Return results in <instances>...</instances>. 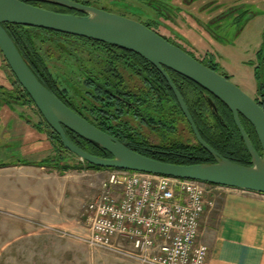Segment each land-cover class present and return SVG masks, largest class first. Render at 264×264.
Segmentation results:
<instances>
[{"label":"water","instance_id":"1","mask_svg":"<svg viewBox=\"0 0 264 264\" xmlns=\"http://www.w3.org/2000/svg\"><path fill=\"white\" fill-rule=\"evenodd\" d=\"M45 1L69 7L84 15L56 12L23 0H0V50L20 84L30 94L51 128L60 136L67 150L81 160L100 167L195 179L264 194V107L251 95L139 21L72 0ZM6 24L37 27L81 36L109 43L144 57L163 74L196 139L215 161L177 164L157 160L131 149L116 136L102 130L69 107L41 82L26 61ZM167 69L192 80L229 107L250 153L252 164L244 165L230 160L203 139L183 95ZM241 116L254 127L262 154L247 133ZM67 129L97 144L112 157H103L85 151L72 141Z\"/></svg>","mask_w":264,"mask_h":264},{"label":"flooded vegetation","instance_id":"2","mask_svg":"<svg viewBox=\"0 0 264 264\" xmlns=\"http://www.w3.org/2000/svg\"><path fill=\"white\" fill-rule=\"evenodd\" d=\"M23 1L56 12L84 15V13L82 12L45 0ZM72 1L116 13L145 24L147 27L154 30L168 41L172 42L173 44L179 46L180 48L191 54L206 66L224 75L227 79L233 81L249 95H251L262 107H264V96L255 97V92H259L264 88L260 81V78L264 79V24L262 23L260 29H258L263 37V40H261L257 47L252 50V52L244 51L245 55H242L243 57L236 59L240 61V64L244 63L246 68H248L247 71H252L253 78L251 81L248 80L246 74L241 73L238 70H233L229 63L224 62L222 57H224V51L227 48L223 45H227V43L218 40V38L222 37L219 34L218 30L225 23L226 17L232 14L233 11V17L231 18V21L234 24L238 23L237 35H240V33L245 29V27H247V24L249 23H246V26L244 27L242 26L243 17L241 13L243 11L252 10L248 8V5L250 4H242V1L238 0L236 4L228 6L226 4L228 2H225V0ZM195 3H197L198 5L196 9H198L199 12L195 11ZM147 11H154L153 15H147ZM257 13H259V10H255V14H253L252 17L257 16ZM250 19L252 20V18ZM180 24L185 28L182 29ZM8 26H10V28L13 30L16 29V25L14 24H8ZM33 28H35V30L41 29L55 36L62 37L67 41L68 45H70V47L66 46L67 48L63 49L70 55L71 61L69 64H67V66L70 68V71L59 68V75L62 77V81L66 82V84L65 86H61V84L58 83L57 91L58 94H60L61 96L63 95L65 100L70 104L68 106L75 111L76 109L78 110L82 107L83 98L80 87L72 83L71 77L74 78V82L79 86V81L80 79H82V76H88V78H90V81L97 84V80L95 79L96 75H91L88 70L94 71L95 73H102L101 75L104 74L106 82L111 87H120L119 85L121 84L122 86L127 88V90H123L122 93L126 91H136L140 93L143 92L142 90L147 87H152V91H155L158 87L157 83L158 81H160V77L158 75V72H160L159 69L150 61L133 51L85 37H83L82 39L81 36L57 33L52 30L43 28ZM82 43L86 44V46L82 47ZM61 44H63V42H61ZM88 46H90V48H88ZM97 46H99V48H96ZM83 52L86 53L85 57L89 58L82 57ZM0 53L3 55L1 50ZM60 61L62 60L60 59ZM6 63L8 68L11 70L7 61ZM115 63L117 65H114ZM45 64L47 66V61H45ZM48 70L51 73L49 68ZM167 71L169 72L172 70L167 69ZM13 75L15 76L14 73ZM48 75L50 76V74ZM53 78L55 79L54 76ZM15 79L17 85L13 86V89L8 91L6 90V85L0 82V102L4 104L3 107H6L9 110L7 112H4V115H7L8 117L14 119L16 118L19 123H24L27 127H30V130L28 129L26 133H31V135H34L36 144H46L48 141V131L50 125L36 106L30 94L20 84L16 76ZM71 83L73 84V86ZM180 83H187V80L181 78ZM70 86L74 87V92L70 91ZM214 97L217 100H220L216 96ZM121 99L125 103L128 110L131 107H136V103H134V101L131 99L130 94L123 96ZM15 104H19L21 107L26 108L31 112L33 111L34 113L27 114L23 111L17 110ZM72 105H74V107H72ZM33 109H35V111ZM1 111L2 110L0 109V119ZM129 115H131V113H126L124 114L123 118L127 119L126 116ZM34 116H37L38 119L35 120ZM143 117L139 119L140 124L142 123V125L149 128L153 132L156 131L159 125L154 122L148 121L145 117ZM12 123H9L8 125L12 126ZM69 132L73 133L70 130ZM26 133L25 136H29Z\"/></svg>","mask_w":264,"mask_h":264},{"label":"rangeland","instance_id":"3","mask_svg":"<svg viewBox=\"0 0 264 264\" xmlns=\"http://www.w3.org/2000/svg\"><path fill=\"white\" fill-rule=\"evenodd\" d=\"M238 1H242V4H250L248 8L252 9L241 13L243 17L242 26H246V23L249 22L247 27H245L240 35H237L238 23L234 24L231 21L233 11L232 14L226 17L225 23L218 30L222 36L218 40L227 43V45H223L227 48L224 51L225 58L222 57L224 62L229 63L233 70H238L246 74L248 80L251 81L253 78L252 71H247L248 68H246L244 63L240 64V61L236 59L243 57L242 55H245L244 51L252 52L261 40H263L258 29H260L262 23L264 24V0ZM225 2H228L226 3L228 6L236 4L237 0H225ZM196 7H198L197 3H195L194 8L196 12H199ZM255 10H259V13H257V16L252 17L255 14ZM153 12L147 11L146 14L153 15ZM181 27L182 29L185 28L182 25ZM30 34L35 41L38 52L47 61V66L52 75L60 82L61 86H65L66 82L62 81L58 70L59 68L66 69L67 71L70 69L67 66L71 61L70 55L63 50L67 48L64 42L66 40L41 29L30 30ZM85 54L83 52L82 57L89 58L85 57ZM83 77L79 81L80 86L71 77L72 83L80 87L81 92L83 91L82 85L84 84ZM260 81L264 87V79L260 78ZM0 82L6 85L7 91L12 90L13 86L17 85L15 76L8 68L4 56L1 53ZM69 89L71 92H74V87L70 86ZM259 96H264V88L259 92H255V97ZM3 106L4 104L0 102V109L2 110L0 119V162L26 159L36 161L47 157L49 154L56 155L57 152H55L49 140V142H45L46 144H36L34 135L26 133L28 129L30 130V127H27L24 123H19L16 118L14 119L4 115V112L9 110ZM170 106L171 110L168 112H171L169 113L171 115H168L170 116L168 120H163L167 125L171 122V129L169 126L166 128L168 130L167 133L173 134L185 142L194 141L193 133L179 109L173 104V101H171ZM15 107L17 110L27 114L34 113L21 107L19 104H15ZM33 110L35 111V109ZM89 115L92 116L93 114L89 113ZM126 118L125 120L130 121L131 125L136 124L150 141L157 142L160 140L161 133L151 131L142 125V123L140 124L138 119L133 120L134 118L131 115L126 116ZM34 119L37 120L38 117L34 116ZM96 121L104 123L105 120ZM106 121L109 122V120ZM9 123H12V126L8 125ZM25 133L29 136H25ZM49 134L51 138L55 139L50 128ZM56 141L54 142V146L59 147ZM58 147L56 148L58 149ZM59 151L60 153H58L62 157L61 163L63 165H74L83 161L71 152H63L62 148ZM49 170L53 173L59 172L61 174L57 169L49 168ZM8 176L10 175L7 173L4 177ZM93 181L95 182L94 186H90L88 180L86 181L85 193L81 192L78 196H74L72 193L69 195L68 193L67 200L55 199L51 194L52 199L50 201H43L47 202V204L50 203L47 206V210L45 208L46 216L44 219L43 217L36 218L34 216L15 215L10 210L0 209V264H141L124 254L115 253L106 249L93 248L84 242L83 237L86 235L89 226L85 206L99 194L101 178H94ZM88 192L90 196L87 194ZM53 204H56V207Z\"/></svg>","mask_w":264,"mask_h":264},{"label":"trees","instance_id":"4","mask_svg":"<svg viewBox=\"0 0 264 264\" xmlns=\"http://www.w3.org/2000/svg\"><path fill=\"white\" fill-rule=\"evenodd\" d=\"M6 27L38 78L60 99H62L63 102L70 105L63 95L61 96L58 94L57 89L58 83L60 82L56 78H53L45 64V59L40 55L36 48L35 41L30 34V30H35V28L16 25V29L13 30L8 24H6ZM64 42L66 43V46L70 47L67 41ZM84 46H86V44L82 43V47ZM88 48H90V46H88ZM96 48H99V46ZM114 65L117 64L115 63ZM88 71L91 75H96L95 79L97 80V84L90 81L88 76L83 77L84 84L82 85L83 91L81 92L83 98L82 107L78 110L76 109V111L87 120L102 130L116 136L131 149L157 160L177 164H195L215 161L213 156L196 139L169 83L162 73L158 72L160 81H158V87L155 91H152V87H147L140 93L136 91H126L122 93V91L127 90V88L121 84L119 85L120 87H111L106 82L104 74L101 75L102 73ZM48 74H50V76ZM169 74L183 95L203 139L230 160L244 165L252 164L250 153L229 107L222 101L217 100L211 95V93L192 80L176 72L169 71ZM181 78L187 80V83L181 84ZM128 94H130L131 99L136 103V107H131L129 110L121 99ZM169 101L170 103L173 101V104L179 109L180 113L185 118L191 132L193 133L194 141L185 142L181 138L167 133L168 130L166 128L169 126L171 129V122L167 125L163 120H168L170 117L168 115H171L169 114L171 112H168L171 110ZM72 107H74V105H72ZM88 112L93 115H89ZM126 113H131V116L134 118L133 120H139L144 116L148 121L158 124L159 127L154 132L161 133L160 140L157 142L150 141L146 134L142 132L136 124L131 125L130 121L123 119V116ZM241 118L247 133L253 140L257 150L262 154V148L254 127L243 116H241ZM102 119L105 120L104 123L96 121ZM106 120H109V122ZM50 129L52 135H54L57 141L54 138H51L49 133L48 140L51 142L55 152H57L56 155L49 154L47 157L36 161L27 159L19 161L12 160L11 162L0 163V168L8 167L15 163H22L26 165H38L41 167L57 169L61 173H65L69 170L108 169L106 167L92 165L86 161H80L74 165H63L61 163L62 157L59 156V150L62 148V151L65 153L70 151L64 147L60 136L51 128V126ZM67 133L72 141L85 151L103 157H112L110 153L97 144L85 140L75 133L69 132V130H67ZM55 141L59 144V147L54 146ZM56 147H58V149Z\"/></svg>","mask_w":264,"mask_h":264},{"label":"built area","instance_id":"5","mask_svg":"<svg viewBox=\"0 0 264 264\" xmlns=\"http://www.w3.org/2000/svg\"><path fill=\"white\" fill-rule=\"evenodd\" d=\"M215 186L107 169L99 194L85 206L89 226L83 240L141 264H208L210 248L199 237L207 195Z\"/></svg>","mask_w":264,"mask_h":264},{"label":"crops","instance_id":"6","mask_svg":"<svg viewBox=\"0 0 264 264\" xmlns=\"http://www.w3.org/2000/svg\"><path fill=\"white\" fill-rule=\"evenodd\" d=\"M7 173L10 176L4 177ZM106 175L107 169L70 170L59 174L46 167L22 163L1 167L0 209L44 219L45 208L50 203L43 201H50L51 194L55 199L67 200L68 193L74 196L85 193L87 180L94 186V178L100 177L102 182ZM199 242L210 248L208 264H264V194L213 187L207 195Z\"/></svg>","mask_w":264,"mask_h":264}]
</instances>
